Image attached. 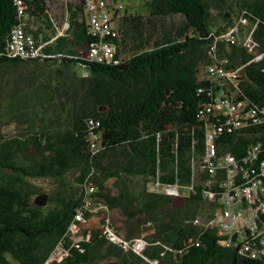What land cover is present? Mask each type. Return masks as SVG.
Here are the masks:
<instances>
[{"label": "trees", "instance_id": "16d2710c", "mask_svg": "<svg viewBox=\"0 0 264 264\" xmlns=\"http://www.w3.org/2000/svg\"><path fill=\"white\" fill-rule=\"evenodd\" d=\"M19 1L23 14L16 0H0V264H44L56 248L60 264H264L261 235L219 234L214 224L230 175L217 163L225 156L232 187L258 182L264 204V0L225 7L219 24L208 10L220 0H141L143 11H107L117 35L104 41L117 64L86 58L98 43L88 0H73L62 22L49 14L53 0ZM239 18L246 24L229 45L223 36ZM17 27L53 57H10ZM246 32L257 59L243 46ZM219 67L235 77L209 74ZM39 178L57 184L45 206L34 204L43 191L28 181ZM116 211L122 225L110 220ZM140 219L148 231L141 252L108 240L106 229L134 240L141 230L130 223ZM249 240L255 246L239 252Z\"/></svg>", "mask_w": 264, "mask_h": 264}, {"label": "built area", "instance_id": "2783aa9c", "mask_svg": "<svg viewBox=\"0 0 264 264\" xmlns=\"http://www.w3.org/2000/svg\"><path fill=\"white\" fill-rule=\"evenodd\" d=\"M16 3L20 6L19 7V13L23 14L24 7L21 6V1L16 0ZM107 3L106 0H88V32L93 38H97L98 43H90L86 58L89 60H96L98 62L106 61L111 62L114 64H117L119 62L118 59L114 57V49L111 43L104 41L107 37H116L117 33L113 29V24L111 22L110 15L107 12ZM246 21L245 19L239 18L237 24L229 30L228 33H226L223 36V39L227 44L232 45L236 43V34L239 32L238 26L245 25ZM244 41L243 46L246 48L247 52L253 54L255 58H259L260 55L255 54V45L250 41L249 39V33H245L243 35ZM212 49V47H210ZM7 51L10 57H18V58H50L53 57L50 54H45L41 51V48L36 45L34 39L30 36L25 35L23 29L21 27L15 28L12 33L10 40L7 45ZM58 56H62L61 54H58ZM227 63L226 59L221 60V65H225ZM208 72L210 75L216 74V76H223L224 78H233L235 72H227L222 67H219L218 69L209 68ZM226 106V103L219 102V104L216 106V109H221V107ZM228 106V105H227ZM235 110V106H229L228 109V115L232 113ZM237 122H233V126H237ZM215 156V150L213 145L210 142H207L204 150V157L206 159L212 158ZM218 166H222L226 168L227 174L233 173V170L229 168L228 165H233V159L232 157L225 156L224 158L220 159L218 162ZM234 174V173H233ZM223 182V186L225 187V195L222 199V207L217 211V213L220 211L222 222L218 225L214 224L218 227V233L219 234H232L235 230H238L240 228L249 229L250 235H252V239L254 240L255 237H258L260 232L263 230L264 233V204L263 202V188L258 186V182L252 181L249 184H247L245 187H235L232 185L234 180L233 176H230ZM164 192L167 194H173V188H166L163 189ZM92 191V190H90ZM228 192H231L230 194ZM255 203H257L255 205ZM245 208H242L238 210L236 207L239 205H242ZM249 205H255L254 207L247 206ZM87 207V205H86ZM261 208L260 210L258 208ZM249 211L250 218L244 217L243 212ZM93 211V209H92ZM263 214L262 218H260V215ZM217 215V214H216ZM243 216L242 219L248 220V226H238L237 220L239 217ZM75 220L81 221L82 215L80 212H78L75 215ZM196 220H194L195 222ZM255 224H258L257 227H255ZM107 238L110 242H118L122 244L124 248H129L132 251L139 253L143 250L145 247V240L146 234L144 233L141 237L131 240V241H123L117 236H115L109 229H106ZM89 238V236H87ZM251 240V239H250ZM250 240L245 242L239 252H250V247L255 246V241H252L250 243ZM261 245H263L264 248V234L263 238L261 235ZM250 246V247H249ZM56 252H59V257L54 258V255ZM65 256L64 253H62V250L60 248H56V250L52 253L51 257L44 263V264H60L63 257ZM57 259V260H56Z\"/></svg>", "mask_w": 264, "mask_h": 264}, {"label": "rangeland", "instance_id": "374dc122", "mask_svg": "<svg viewBox=\"0 0 264 264\" xmlns=\"http://www.w3.org/2000/svg\"><path fill=\"white\" fill-rule=\"evenodd\" d=\"M72 1L73 0H53L52 3L49 5V14L52 15L53 17H57L58 21L62 22L61 20L64 17L65 10H66L67 6L70 3H72ZM239 1L240 0H220L218 2L219 6L221 7L220 9L217 8L214 3L209 2L208 12H209L210 21L215 22L216 24H219L221 22L220 17H219L220 12L227 10L225 7L235 11L237 9L238 3H240ZM106 3H107V11H109L110 13H113L115 9H118V14H120V13L123 14L124 9H129V11H130V9L143 11V8L140 7L141 6V0H106ZM255 54H257L256 49H255ZM202 67H203V65H201V69H202ZM4 78L12 79V76H10V73H7L4 76ZM3 131L5 132V134H11L12 128L11 127H4ZM76 174H77V172H74V171L68 174L67 179L70 181V183H72V184L74 183L73 180L76 177ZM28 181H29V184L32 185L34 188L42 190L43 192L41 194L47 195V198L50 196V194L54 190H56V186H57V184L51 179H40L39 178V179H28ZM108 186L112 187V182H108ZM172 192L174 193V195L178 194L177 190H175V191L173 190ZM182 193L185 194L184 191ZM36 196H38V195H36ZM36 196H34L33 198H35ZM258 209L260 210L261 208L259 207ZM103 211H105V210L100 209L99 207H96V208H93L92 212L93 213H101ZM243 213H244L243 214L244 217L250 218V214H249L248 210L244 211ZM243 216L239 217V219L237 220V224H238V226L247 227L249 221L242 219ZM97 219H99V218H97ZM110 220L115 225H122L123 223H125V220L123 219V217H121V215L117 211L112 212L110 214ZM221 222H222V218H221V214L219 211L215 217V224L218 225ZM143 223H144V221L141 219L130 223V226L132 229L141 230V231L134 232V234H135L134 236L136 239L141 237L144 234V232H148V231L144 230L145 226ZM76 231H77V229L75 227L72 228V234H76ZM260 234L262 235V238H263V234H264L263 230L260 232ZM74 237H76V235ZM59 256H60L59 252H56L54 255V258H58Z\"/></svg>", "mask_w": 264, "mask_h": 264}, {"label": "water", "instance_id": "95a60500", "mask_svg": "<svg viewBox=\"0 0 264 264\" xmlns=\"http://www.w3.org/2000/svg\"><path fill=\"white\" fill-rule=\"evenodd\" d=\"M33 202L36 206H45L47 203V195L40 194L33 199Z\"/></svg>", "mask_w": 264, "mask_h": 264}]
</instances>
